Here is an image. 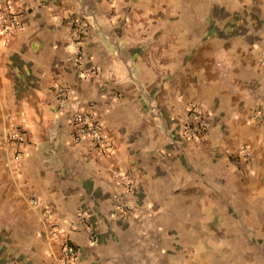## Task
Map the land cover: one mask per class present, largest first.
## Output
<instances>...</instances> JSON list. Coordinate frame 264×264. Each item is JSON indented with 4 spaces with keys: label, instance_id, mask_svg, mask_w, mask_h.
Wrapping results in <instances>:
<instances>
[{
    "label": "crops",
    "instance_id": "obj_1",
    "mask_svg": "<svg viewBox=\"0 0 264 264\" xmlns=\"http://www.w3.org/2000/svg\"><path fill=\"white\" fill-rule=\"evenodd\" d=\"M11 3L0 117L23 140L0 160V264H56L63 240L76 264H179L180 217L223 239L213 264H264V0Z\"/></svg>",
    "mask_w": 264,
    "mask_h": 264
},
{
    "label": "built area",
    "instance_id": "obj_2",
    "mask_svg": "<svg viewBox=\"0 0 264 264\" xmlns=\"http://www.w3.org/2000/svg\"><path fill=\"white\" fill-rule=\"evenodd\" d=\"M78 22V35H85V28ZM19 25L18 16L14 10L11 0H0V29L3 33L9 34ZM71 102V94L69 90L64 88H58L57 91V105L59 108H66ZM195 106V105H191ZM194 121L186 123V130L192 136H197L205 126L202 117L198 113H193ZM74 122L78 125L80 131L92 137L95 143L100 147H107L108 140L103 134V127L97 117L89 111L75 110L73 113ZM6 140L10 148L17 149L19 142L23 140L22 134L15 128H9L6 131ZM242 155H246L248 150L246 147L242 149ZM117 179H123L127 187H131L133 184L132 177L130 175L118 173L115 176ZM31 204H37L38 200L32 198ZM124 208H128L126 201L121 202ZM54 235H57V231H53ZM78 259L77 248L74 243L69 240H63L60 243V252L56 259V264H76Z\"/></svg>",
    "mask_w": 264,
    "mask_h": 264
},
{
    "label": "rangeland",
    "instance_id": "obj_3",
    "mask_svg": "<svg viewBox=\"0 0 264 264\" xmlns=\"http://www.w3.org/2000/svg\"><path fill=\"white\" fill-rule=\"evenodd\" d=\"M11 128V124L8 121L2 120L0 117V160L7 159V152H10V147L6 140V131ZM183 220L179 219V248H171L173 253H169V256L175 258L178 257L179 264H213L214 259L223 258V250L214 249L213 245L218 244V241H223L220 237L211 234L212 236L204 237L203 233H194L188 231L186 227H181ZM201 238V239H200ZM176 251V254H175ZM175 260V259H173Z\"/></svg>",
    "mask_w": 264,
    "mask_h": 264
}]
</instances>
